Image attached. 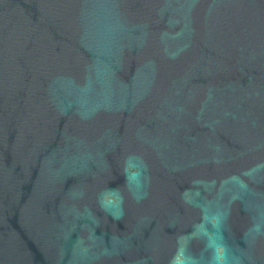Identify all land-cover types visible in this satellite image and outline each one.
Returning <instances> with one entry per match:
<instances>
[{"label": "water", "instance_id": "1", "mask_svg": "<svg viewBox=\"0 0 264 264\" xmlns=\"http://www.w3.org/2000/svg\"><path fill=\"white\" fill-rule=\"evenodd\" d=\"M0 264H264V0H0Z\"/></svg>", "mask_w": 264, "mask_h": 264}]
</instances>
